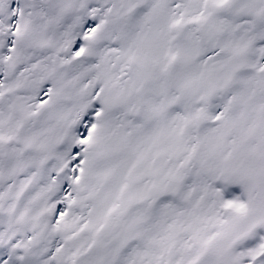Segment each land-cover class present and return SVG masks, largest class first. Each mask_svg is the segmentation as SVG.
I'll return each instance as SVG.
<instances>
[{
  "label": "snow or ice",
  "instance_id": "1",
  "mask_svg": "<svg viewBox=\"0 0 264 264\" xmlns=\"http://www.w3.org/2000/svg\"><path fill=\"white\" fill-rule=\"evenodd\" d=\"M0 264H264V0H0Z\"/></svg>",
  "mask_w": 264,
  "mask_h": 264
}]
</instances>
